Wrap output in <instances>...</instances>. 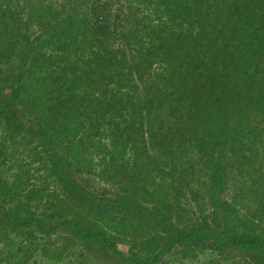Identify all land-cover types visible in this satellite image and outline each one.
I'll list each match as a JSON object with an SVG mask.
<instances>
[{
  "label": "rangeland",
  "instance_id": "374dc122",
  "mask_svg": "<svg viewBox=\"0 0 264 264\" xmlns=\"http://www.w3.org/2000/svg\"><path fill=\"white\" fill-rule=\"evenodd\" d=\"M49 2L50 0H0V102L10 94L13 87L19 92L17 97L29 96L25 102L34 103L35 107L31 106L30 110L35 109L36 115L44 112L47 115L44 114V117L47 118L50 108H53L58 114L59 121L45 122L51 138L57 141L53 146L55 151H60V146L64 147L67 143L62 141L65 139L63 136H72L74 138L72 140L75 143L79 142L82 148L78 151L77 158L71 159L70 168L65 169L67 175L74 186H81L86 194L98 202L110 205L102 207L107 209V215L102 214L100 208L87 207L77 197H69L67 200L64 198L63 205L62 202L57 205V199L54 196H58L57 193L60 194L61 189L59 185L50 183V189L57 192L54 191L51 198L61 213L51 217L49 213L53 210V206L43 198L40 199V207L32 204L31 209L36 212L38 218L47 222L48 227L55 226L52 234L47 235L31 225L29 229L33 234L31 237L25 231H16L5 236L4 240L9 245L4 247L0 242V249L4 248L0 255V264H133L127 260L131 252H136L140 258H146L147 256L143 255L142 244L153 239L155 233L163 234V231L156 227L154 217H151L155 206L171 216L175 226L187 229L197 227L201 234L210 237L206 244H210L214 237H226V231L222 225L225 212L218 204L220 201L229 202L239 208L240 218L255 219L257 209L252 205L254 201L252 192L255 190L250 189H253L255 183L257 189L264 191V129L261 130L259 126H255L256 115H248V119L243 124L246 131H242V148L239 150L230 144L227 149L224 188L214 198L211 176L219 150L218 147L214 149L212 147L218 140V127L222 125L218 114L223 108L228 111L230 106L228 104L224 107L219 106L222 99L224 100L228 83L219 81L215 85V79L208 68L190 64L191 78H186L182 72L177 74L180 81L186 85V92L180 93L179 89L176 90L172 85L167 91L164 86H161L159 73L164 72L161 67L154 66L143 77L144 79H140L137 72L130 70V64H134L135 58L130 55L122 58L120 53H116V59H119L122 64L119 71L123 85L121 99L117 100V109H112L111 112L108 111L107 95L103 93V83L95 85L99 78L96 75H91L88 80L83 77L80 85L75 87L77 89L57 95L49 89L45 91V83H42L40 77L28 73L21 78L15 77L18 74L17 67L21 57L19 53L11 54L5 44L6 40L15 37L12 33L15 26L14 20H17L16 16L19 13L23 14L25 24L29 26L28 33L32 37L37 36L40 31L39 26L36 23H30L31 18L38 11L47 9ZM79 2L82 0L77 2L76 0H53L55 7L61 5L57 11L61 9L62 12L79 5ZM115 3H112L113 6ZM129 3L133 8H129L125 3L121 6L116 5L120 6L125 14L129 13L130 28L140 29L143 40L148 46L159 41L154 36L155 27L161 32L160 39L168 36L167 31L170 29L182 31V28L176 27L175 21L163 12L162 5L159 10H152V13L147 10L152 14V19H142L135 27L133 15L137 5L134 0ZM8 8L12 12L7 11ZM61 14L65 15V13ZM99 16L105 18L107 13ZM259 36L262 37L261 34ZM110 38L113 39L112 35ZM180 38L184 40V35ZM149 39L153 42H149ZM86 45L88 44H83V48ZM114 45L117 46L115 43ZM123 45L125 48L126 45ZM85 50L87 49L81 52L82 60L78 61V63L82 62L79 67L81 73L82 68L90 70L97 67L88 60L87 57L90 54ZM50 52L48 48L46 54ZM57 52L63 55L61 50ZM73 57L74 54L70 52L68 56L53 58L58 62L56 66L53 65L55 74L64 73L65 76L63 80L59 79V82H64L71 77V69L66 70V68L70 63L69 59ZM105 62L106 59H104ZM126 75L129 80L126 79ZM113 77L114 73L109 72L101 81L109 82ZM12 81L13 85H11ZM110 84L113 85V83ZM151 85L153 103L148 113L145 106L147 97L149 98L147 90H150ZM84 91L88 93L93 91L94 94L83 93ZM81 94H88V97L92 95V98L86 101L78 100ZM87 103L88 106L85 108ZM199 104L207 108L203 115L209 114V118L194 114L199 112L197 110ZM68 113L73 114L71 120L75 123L65 128L63 127L64 114ZM140 113L142 117H139ZM20 114L19 119L22 122L35 128L40 126L45 128L42 125L44 123H36L39 125L37 127L36 124L28 122L31 120L28 116L22 112ZM212 115L216 117L215 125L210 120V117L213 118ZM262 126L264 127V116ZM36 131L37 129L30 130L25 136L24 140L28 144L24 147L23 153L17 157H13L9 152L5 154L7 169L2 165L1 158V167L4 168L0 174L2 177L5 174L17 172L19 167L30 168L36 175L41 174L37 170L40 161L35 159L38 153L33 148L34 144L40 141L39 138L32 137ZM3 134V129L0 127V137ZM30 137L33 141L29 140ZM231 149H234L236 153ZM170 150L172 151L169 152ZM31 182L35 184L36 179L32 178ZM14 198L21 200L13 196L8 201ZM246 202L250 205L249 212L245 210V207L242 208V204ZM123 203L139 210L134 212L128 205H121ZM3 205L4 208H0V219L4 220L8 205ZM141 212L148 214V217L142 216ZM77 214L80 215L78 220L82 224H87L88 229L97 228L103 231L105 240L85 239L67 228L58 227L63 218L76 217ZM214 217L219 225L214 223ZM106 242H113L121 255L114 253L113 248L108 247ZM234 263L259 264L244 250L228 246L218 251L216 248L204 246L203 243L197 245L193 243L189 246L175 245L164 251L156 264Z\"/></svg>",
  "mask_w": 264,
  "mask_h": 264
},
{
  "label": "trees",
  "instance_id": "16d2710c",
  "mask_svg": "<svg viewBox=\"0 0 264 264\" xmlns=\"http://www.w3.org/2000/svg\"><path fill=\"white\" fill-rule=\"evenodd\" d=\"M131 1L93 0L88 2L82 0L79 5L62 12L61 9L57 11L61 5L55 7L53 0H50L47 9L38 11L31 18L30 23H36L40 30L35 37L28 33L29 26L25 24L23 14L15 15L17 20H14L15 26L12 30L15 37L5 41L8 51L11 54L19 53L21 57L17 67L18 74L15 77L21 78L26 73L40 77L42 83H45V91L49 89L57 95L77 89L75 87L80 85L83 77L88 80L91 75H96L99 78L95 85L103 83V93L107 95L108 111L111 112L112 109H117V100L121 99V86L123 85L122 75L119 71L122 64L119 59H116V53H120L122 58H125L126 55L135 58L134 64H130V70L137 72L140 79H144L143 77L154 66L161 67L164 72L159 73L160 82L167 91L172 85L176 90L179 89L180 93L186 92V85L180 81L177 74L182 72L186 78H191L190 64L208 68L215 79V85L219 81L228 83V87L225 88L224 100L222 99L219 106L224 107L226 104L230 106L228 111L223 108L222 112L220 111L218 114L222 125L218 127V140L213 143L212 147L213 149L218 147L219 150L211 176V183L214 185L212 195L215 198L223 190L225 184L226 151L230 144L236 149L242 148V131H246L243 124L248 119V115H256L255 126H259L261 130L264 129L262 126L264 116V0H134L137 5L133 15L135 27L140 20L153 17L151 11L159 10L162 5L163 12L175 21V26L182 28L181 32L170 29L167 31L168 36L160 39L161 32L155 27L154 36L159 41L152 43L153 40L149 39V42L152 43L149 46L143 40L144 37L140 29L132 30L130 28V15L129 13L125 14L120 8L124 3L128 4L129 8H133L130 7L129 2ZM113 2H116L114 6ZM116 4H120V6ZM8 6L10 8L9 4ZM9 8L7 11H11ZM11 12L9 13L12 14ZM61 13H65V15ZM106 13L107 17L105 18L99 16ZM183 35L184 40H181L180 36ZM85 43L88 45L83 48ZM123 44L126 45L125 48ZM48 48L51 52L46 54ZM83 49H87L85 51L90 54L87 57L88 60L97 67L90 70L82 68L81 73L79 67L82 62L78 63V61L82 60ZM58 50H61L63 55L59 54ZM70 52L74 54V57L69 59L70 63L66 70L71 69V77L65 79L64 82H59V79L63 80L65 76L64 73L55 74L56 71L53 67L58 62L53 58L68 56ZM4 54L8 55L7 52ZM104 59H106L105 63ZM109 72L114 73L113 79H110L109 82H102L104 75ZM126 79L129 80L127 75ZM13 81L11 85H13ZM151 90L152 85L150 90H147L149 98L147 97L145 108L148 113L153 103ZM18 93L16 88L12 87L10 94L0 102V127L4 132L0 137V148H2L0 160L2 158V165L7 169L5 154L9 152L13 157H17L23 153L24 147L28 144L24 140L25 136L30 130L37 129L32 137L40 139L33 148L38 153L35 159L40 161L37 170L41 174L36 175L31 172L30 168L19 167L17 172L5 174L4 177L0 175V208H4L3 204L8 205L5 211L6 218L0 219V242L4 247L9 245L4 237L13 232L25 231L31 237L33 235L29 230L31 225L47 235L52 234L55 226L48 227L47 222L38 218L36 212L31 209L32 204L40 207L42 198L53 206V210L49 213L51 217L61 213L56 206L61 202L63 205L64 198L67 200L69 197H77L82 201L79 200L82 204L87 207L100 208L102 214L105 215H107V209L102 207L110 205L98 202L86 194L81 186H74L73 181L67 175L65 169L70 168L71 159H76L79 155L78 151L82 148L79 142L75 143L72 140L74 139L72 136H63L65 139L62 141H67V143L64 144V147L60 146V151H55L53 146L57 141L51 138L46 128V122L59 121L57 112L50 108L51 111L47 118L44 117V112H40L41 115H36L35 109L30 110L31 106L35 107L34 103L25 102L29 96L23 95L20 98L17 97ZM83 93L88 92L84 91ZM88 94H94V92ZM88 94H81L77 99L89 100L92 95L88 97ZM87 106L88 103L85 108ZM197 110L199 112L194 113L195 115L206 116L203 114L207 108L202 104L197 105ZM20 112L31 119L28 122L44 123L42 125L45 128L41 126L35 128L22 122L19 119ZM45 116L47 115L45 114ZM72 116V113L64 114L63 127L68 128L71 123H75L74 120H71ZM139 117H142L141 113ZM206 117L209 118V114ZM212 117L210 120L215 125L216 117L215 115ZM233 121L235 122L233 123ZM38 124H36L37 127ZM32 137L29 138L30 141H33ZM84 137H86L85 132ZM231 150L236 153L234 149ZM4 168L0 163V174ZM41 170L43 171L41 172ZM32 178L36 179L35 184L31 182ZM50 183L60 186V194L50 189ZM256 187L257 184L254 183L253 189H250L255 190L252 192L254 194L252 205L257 209L255 219L240 218L239 208L229 202L220 201L218 203L225 212V220L222 225L225 228L226 237H214L210 244H206L210 237L201 234L197 227L193 226L188 229L182 226L177 227L171 216L155 206L151 217H154L156 227L163 231V234L155 233L153 239L142 244L143 255L147 256L146 258H140L136 252H131V256L127 260L133 264H156L164 251L175 245L189 246L193 243L196 245L203 243L204 246L216 248L218 251H222L228 246L244 250L255 262L264 264V191ZM54 191L58 194V196H54L57 199V205L51 198ZM13 196L21 198V200L14 198V200L8 201ZM249 206L247 202L242 204V208L245 207L247 212L250 211ZM128 207L134 212L139 210L129 205ZM44 209H46L45 206ZM141 215L148 217V214L143 212ZM79 216L77 214L76 217L63 218L58 227L67 228L85 239L105 240L103 231H99L97 228L88 229L87 224H82L78 220ZM213 220L215 224L219 225L216 217ZM106 244L113 248L114 253L121 255L113 242H106ZM3 251L4 248H1L0 255Z\"/></svg>",
  "mask_w": 264,
  "mask_h": 264
}]
</instances>
